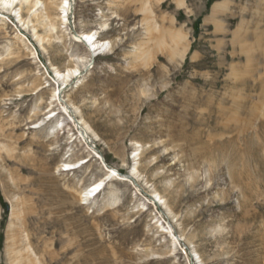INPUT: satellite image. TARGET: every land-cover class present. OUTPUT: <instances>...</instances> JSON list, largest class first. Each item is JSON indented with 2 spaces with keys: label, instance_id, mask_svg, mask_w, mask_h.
Returning <instances> with one entry per match:
<instances>
[{
  "label": "rangeland",
  "instance_id": "obj_1",
  "mask_svg": "<svg viewBox=\"0 0 264 264\" xmlns=\"http://www.w3.org/2000/svg\"><path fill=\"white\" fill-rule=\"evenodd\" d=\"M41 1L0 11V264H264V0Z\"/></svg>",
  "mask_w": 264,
  "mask_h": 264
},
{
  "label": "bare ground",
  "instance_id": "obj_2",
  "mask_svg": "<svg viewBox=\"0 0 264 264\" xmlns=\"http://www.w3.org/2000/svg\"><path fill=\"white\" fill-rule=\"evenodd\" d=\"M25 5L28 6V12H31L32 14H36L42 8H44V10L47 11L45 9L46 6L44 5V3L41 0H0V11L5 13V14L10 15L11 17L14 16L16 19H18V22L20 24H22L23 28L28 29L31 23L28 21L24 22V20L21 17L22 7ZM60 10H62L64 12V14H65L64 18H65V20H67L68 15H69L70 10H71V2L69 0H64L61 7H60ZM47 14L48 13H45V15L43 16L42 22H43V20H48ZM43 26L45 27V25H43ZM51 26H52V24L51 25L49 24L47 26V27H49L48 28L49 32L52 31ZM48 39H49L48 41L50 42L51 39L50 38H48ZM38 40H40L41 43L44 41L43 39H40V37H38ZM78 41L85 44L88 47L89 52L94 54L95 56L105 54V51L110 46L109 42L105 43L103 41H99L97 33H92V32L83 33L81 36L78 37ZM71 60H73V62L76 63V66L74 65L75 66L74 68L67 69L64 72H61L58 69L52 68L53 72H54V80L56 82H60L61 85L65 88H67L70 85L69 83L72 82L75 78H79L82 75V73L80 71L81 68L78 67V64L79 63L83 64V62L85 63V61H83L84 59L81 57H78V56L72 57ZM86 65H87V63L85 64V66ZM82 67H83V65H82ZM45 88L46 87L39 88L38 92L45 89ZM57 96H58L57 92L52 94V96H51V104L50 105L52 107H53V103L56 102L58 99ZM55 112L56 111H49L48 118H46V120H44L42 123H37L34 126V129H41L45 125H48L51 122L54 123V120L57 119V117L59 116V114L55 116V114H56ZM51 114H53V115H51ZM56 124H57V126H59V122H57ZM61 127H63V126H61ZM88 129L90 130V128H88ZM95 137L98 139V137L96 135H95ZM139 148L136 149V151L139 153H137V155L135 157H133L134 161L140 160L139 157L141 156V152H140L141 149H139ZM87 162L88 161L82 160L81 162H77L75 164H63L62 166L67 167V170H65L67 172L68 171H76V170L83 168L85 165H87L89 163V162L88 163ZM139 164L140 163L136 162L135 167L132 169V174L130 173L131 178H138L139 177V172H138V168H137V165H139ZM114 177H115L114 172H112L111 174L109 173L107 175H104V177L99 182H97V183L93 184L92 186H90L89 188H87L84 192L81 193V195L85 194L87 198L89 197V200H90L89 203H94L98 197L103 195V193L106 191L109 183L114 181V179H113ZM155 198L159 200L158 202L162 201L161 196L158 195L157 193H155ZM162 202H163L162 204L165 205V207L167 208L166 202L165 201H162ZM95 207H97V204H95Z\"/></svg>",
  "mask_w": 264,
  "mask_h": 264
}]
</instances>
